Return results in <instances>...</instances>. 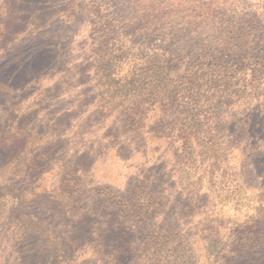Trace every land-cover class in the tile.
I'll use <instances>...</instances> for the list:
<instances>
[{"label":"rangeland","instance_id":"rangeland-1","mask_svg":"<svg viewBox=\"0 0 264 264\" xmlns=\"http://www.w3.org/2000/svg\"><path fill=\"white\" fill-rule=\"evenodd\" d=\"M192 108L214 131L187 156L180 115ZM25 124L43 154L24 187L1 131ZM220 187L248 200L220 203ZM259 193L264 0H0L8 262L209 264L214 252L226 264ZM254 251L239 264H264Z\"/></svg>","mask_w":264,"mask_h":264},{"label":"trees","instance_id":"trees-1","mask_svg":"<svg viewBox=\"0 0 264 264\" xmlns=\"http://www.w3.org/2000/svg\"><path fill=\"white\" fill-rule=\"evenodd\" d=\"M180 116L181 118H183V122L181 123V132L185 134V137H186V138L184 137L186 140L184 144L185 149H184L183 154L187 156L188 155L191 156L192 154H194V152H198L205 147V146L201 147L200 145L202 144L200 145L196 144V148L193 149V145H192L193 137L194 136L199 137L202 134L205 136L211 134L210 136H212L214 129L204 120H202V113L201 111H198L197 108H192L190 110L183 111ZM28 128L29 127L25 124L24 126H21V127L15 126L14 128H8V129H4L3 131H1L2 134L6 135V137L4 138V141L10 142L15 148L14 152L12 153L13 156L12 158L10 157L11 159L9 161L11 162L10 164L11 166L13 165L16 166V169L11 168L10 172L14 176L20 173L19 179L21 180V183L24 187L31 186L32 181L37 180V178L35 177V170L36 168H40L42 166L41 165L42 161L40 159L43 154V149L41 150L40 148L35 147L36 136L34 135L31 137V133L28 130ZM171 131H174V128ZM189 132H194V135L191 134V138L189 136ZM26 135H28L29 137L26 138ZM27 146H30L28 148L29 150L26 149ZM176 152L178 151L175 150V155H177ZM219 189L220 191L216 192V197L220 203L227 202L226 205L230 204V202L232 203L235 201L240 203V200H242V198L245 197V199H247L248 197L247 194H243L242 196V194L238 193V191H236L237 192L236 193V192L230 191V189H227L225 187L223 189L220 187ZM256 197L257 199L255 200V204L251 205L249 212L251 211L255 213L258 212L259 214L258 220L254 222L253 217L255 216H253L251 219H244V227L248 233L247 235L248 237L245 243L247 245L241 247V245L238 246L236 243H233V245L236 247V250H233L230 253V258L228 259L226 264H239L240 259H241L240 253L245 252V251L248 252L252 249H255L254 251L255 256L264 255V198H262L264 197V193H261V194L259 193V195ZM21 204L24 205V207L20 206L21 209L28 207L27 206L28 202L25 199L22 200ZM13 213H14V210L11 207L5 211V214L9 218L10 225H12L11 226L12 232H15L16 229L14 228H16L17 218H14ZM15 217H16V212H15ZM24 221H22V223ZM24 224H26V222H24ZM0 227H2V225H0ZM3 230L0 229V232ZM40 235L41 237H43L44 233L41 232ZM209 235H210L209 240H208L209 248L211 250H214L216 249V247L214 245L213 230H211V233ZM48 239H51V238L47 237L46 240ZM58 245L59 244H55V247H58ZM237 247L239 248V250L237 249ZM213 254L214 252H211L208 257V259L210 260L209 264H217V263L221 264L212 257ZM11 261L15 263L14 260H11ZM258 261H257V258H254L251 264H257ZM0 264H12V262H8V260H6V255L4 254L3 256L0 255ZM135 264H139V263H135Z\"/></svg>","mask_w":264,"mask_h":264}]
</instances>
